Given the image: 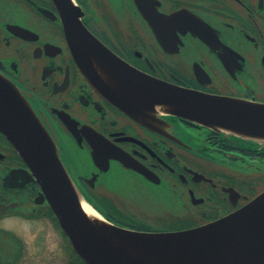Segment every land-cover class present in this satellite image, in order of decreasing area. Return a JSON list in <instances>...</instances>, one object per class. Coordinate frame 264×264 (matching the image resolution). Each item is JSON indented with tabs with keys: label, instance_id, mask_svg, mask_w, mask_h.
Returning a JSON list of instances; mask_svg holds the SVG:
<instances>
[{
	"label": "flooded vegetation",
	"instance_id": "flooded-vegetation-1",
	"mask_svg": "<svg viewBox=\"0 0 264 264\" xmlns=\"http://www.w3.org/2000/svg\"><path fill=\"white\" fill-rule=\"evenodd\" d=\"M66 16L154 83L264 104V0H0V72L85 205L126 228L174 231L238 212L264 191V142L146 102L138 95L152 93L120 80L109 60L99 64L130 88L120 91L133 106L99 90L77 63ZM40 177L0 129V264H84Z\"/></svg>",
	"mask_w": 264,
	"mask_h": 264
},
{
	"label": "water",
	"instance_id": "water-1",
	"mask_svg": "<svg viewBox=\"0 0 264 264\" xmlns=\"http://www.w3.org/2000/svg\"><path fill=\"white\" fill-rule=\"evenodd\" d=\"M69 18L65 17V27L74 56L99 90L125 103L133 96L122 93L120 90L130 88L115 86L112 73L100 66L99 62L109 60L122 68L120 80L129 76L137 89L152 93L138 95L146 102L214 129L264 142V104L154 83L110 55L80 19ZM88 46H92V54L87 52ZM21 95L0 72V129L35 172H40L63 230L88 264H264V192L240 211L194 228L146 232L116 225L85 209L81 191L49 137L32 124L31 113L21 109ZM135 101L138 105L139 100Z\"/></svg>",
	"mask_w": 264,
	"mask_h": 264
},
{
	"label": "rangeland",
	"instance_id": "rangeland-1",
	"mask_svg": "<svg viewBox=\"0 0 264 264\" xmlns=\"http://www.w3.org/2000/svg\"><path fill=\"white\" fill-rule=\"evenodd\" d=\"M53 246H55V244ZM20 264H68V261L64 258H59L57 260V263H52V262H47V261L42 260V259H34L33 260V258L27 257L26 259H23Z\"/></svg>",
	"mask_w": 264,
	"mask_h": 264
},
{
	"label": "bare ground",
	"instance_id": "bare-ground-1",
	"mask_svg": "<svg viewBox=\"0 0 264 264\" xmlns=\"http://www.w3.org/2000/svg\"><path fill=\"white\" fill-rule=\"evenodd\" d=\"M84 207H85V209L87 210V211H92V209L89 207V206H87V205H84Z\"/></svg>",
	"mask_w": 264,
	"mask_h": 264
},
{
	"label": "trees",
	"instance_id": "trees-1",
	"mask_svg": "<svg viewBox=\"0 0 264 264\" xmlns=\"http://www.w3.org/2000/svg\"><path fill=\"white\" fill-rule=\"evenodd\" d=\"M78 259H79V256L77 255ZM83 262V261H82Z\"/></svg>",
	"mask_w": 264,
	"mask_h": 264
}]
</instances>
